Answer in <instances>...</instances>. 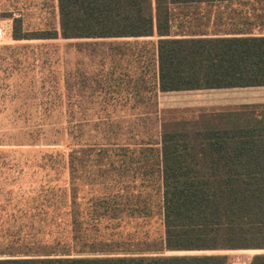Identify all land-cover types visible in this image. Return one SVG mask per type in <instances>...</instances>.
Returning a JSON list of instances; mask_svg holds the SVG:
<instances>
[{"label": "trees", "instance_id": "obj_1", "mask_svg": "<svg viewBox=\"0 0 264 264\" xmlns=\"http://www.w3.org/2000/svg\"><path fill=\"white\" fill-rule=\"evenodd\" d=\"M56 2L58 26L27 32L14 17L11 38L92 40L78 43L90 55L104 45L95 74L67 80L65 111L87 115L73 93L96 94L101 117L67 123V150L41 142L42 124L0 140V264H229L225 252L248 249L262 251L248 264H264V103L161 110L158 100L264 86V0ZM28 47H0V66ZM115 100L138 124L156 116V134L133 133L134 122L121 139ZM155 216L159 237L127 229Z\"/></svg>", "mask_w": 264, "mask_h": 264}, {"label": "rangeland", "instance_id": "obj_2", "mask_svg": "<svg viewBox=\"0 0 264 264\" xmlns=\"http://www.w3.org/2000/svg\"><path fill=\"white\" fill-rule=\"evenodd\" d=\"M20 16L23 20V30L27 32L40 31L50 25L58 26L57 2L56 0H0V27L3 29L0 47L29 45L27 49L18 50L15 54L18 59L16 63L12 64L11 60H6L0 66L2 69L8 67L7 72L11 73L8 79L9 89L0 90V93H8L0 99V108L3 109L0 113V140L9 141L12 139L11 135L20 127L42 124L44 127L40 134L41 142H54L57 144L56 147L67 150L69 143L64 132L66 124L83 119L90 120V124L99 123L100 108L103 106L100 97L96 94L92 95L88 102L81 101L80 93L75 92L77 90L75 86V93L72 92L75 94L73 108L87 106L89 111L85 116L77 113L74 117H68L65 113L69 107L67 80H71L78 70L95 74L101 68L100 63L104 59V45H97L93 55H90V47L80 46L78 43L92 40L14 41L11 38L12 19ZM146 39L156 38L139 40ZM104 63L106 64V61ZM260 102H264V87L180 91L160 94L159 108L165 110L219 107ZM120 103L117 100L109 102L107 110L111 112L109 121L113 126H118L117 131L121 139L127 136L125 131L134 122L137 127L134 128L133 133H138L139 130L153 136L156 134V116H150L149 120L138 124L137 120L131 116V111L128 109L129 103L125 106ZM92 134L99 136L96 132ZM138 136V134L135 135L136 138ZM39 148L47 149L53 146ZM135 228L146 230L151 237H159L163 232L159 216L153 217L144 225L141 222H133L127 226V229L131 231ZM260 252L262 251L248 249L225 253L229 257V264H248L251 257Z\"/></svg>", "mask_w": 264, "mask_h": 264}, {"label": "crops", "instance_id": "obj_3", "mask_svg": "<svg viewBox=\"0 0 264 264\" xmlns=\"http://www.w3.org/2000/svg\"><path fill=\"white\" fill-rule=\"evenodd\" d=\"M262 87H264V86H262ZM248 88H252V87H248ZM233 89H241V88H233ZM208 90H220V89H208ZM195 91H198V90H195ZM200 91V90H199ZM169 93V92H168ZM160 94H162V93H160ZM159 98H160V95H159ZM159 100V99H158ZM260 103H264V102H260ZM249 104H256V103H249ZM160 106V105H159ZM221 106H223V105H221Z\"/></svg>", "mask_w": 264, "mask_h": 264}, {"label": "built area", "instance_id": "obj_4", "mask_svg": "<svg viewBox=\"0 0 264 264\" xmlns=\"http://www.w3.org/2000/svg\"><path fill=\"white\" fill-rule=\"evenodd\" d=\"M3 35V29L0 27V38L2 37Z\"/></svg>", "mask_w": 264, "mask_h": 264}]
</instances>
